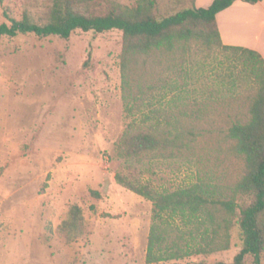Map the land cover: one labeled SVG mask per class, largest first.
Here are the masks:
<instances>
[{
	"label": "rangeland",
	"instance_id": "obj_1",
	"mask_svg": "<svg viewBox=\"0 0 264 264\" xmlns=\"http://www.w3.org/2000/svg\"><path fill=\"white\" fill-rule=\"evenodd\" d=\"M112 1L137 3L91 5L100 12ZM154 1L159 18L193 5ZM53 3L0 0V24L25 13L44 24ZM244 25L240 36L250 30ZM122 51L120 29L0 39V264H214L232 262L240 251L236 223L227 249L148 263L153 202L115 174L150 181L159 191L204 181L229 192L244 161L227 132L248 119L258 81L232 51L194 40L186 50L143 56L125 82ZM129 128L179 134L183 144L128 155L122 138ZM73 205L82 208L84 223L70 238L63 222ZM170 221L181 245H205L214 234L209 219ZM222 242L219 236L213 243ZM252 262L247 255L245 264Z\"/></svg>",
	"mask_w": 264,
	"mask_h": 264
},
{
	"label": "trees",
	"instance_id": "obj_2",
	"mask_svg": "<svg viewBox=\"0 0 264 264\" xmlns=\"http://www.w3.org/2000/svg\"><path fill=\"white\" fill-rule=\"evenodd\" d=\"M94 0H54L50 19L41 24L25 13L21 19L12 18L11 24H0V39L21 33L40 36L60 35L69 38L73 31L97 32L120 29L123 32L121 67L125 82L130 80L132 68L140 58L157 51L186 50L194 40L206 46L218 45L232 51L244 70L259 85L249 108L247 120H237L229 127L227 136L233 141L232 150L244 161V173L229 192L204 181L193 182L172 191H159L150 181L117 171V181L131 191L153 202V223L148 237L146 260L155 263L183 258L194 253H207L227 249L230 231L236 223L241 229L242 247L232 262L217 261L214 264H245L247 255L253 256L252 264H263L264 255V56L257 50L227 45L221 39L217 14L230 7L236 0H214L209 7L183 8L159 18L154 12V0H137L135 5L112 1L105 11L96 12ZM257 3L261 0H245ZM183 144L179 134L149 130L128 129L122 138V146L128 155L167 150ZM180 217L186 222L208 219L213 235L205 245L187 239L185 245L173 237L170 219ZM84 223L82 208L73 205L69 219L63 222V230L70 238L80 234ZM180 228V227H179ZM208 234L210 231L205 229ZM194 237L193 231H189ZM220 236L222 243L216 242ZM180 237L186 239L183 233Z\"/></svg>",
	"mask_w": 264,
	"mask_h": 264
},
{
	"label": "crops",
	"instance_id": "obj_3",
	"mask_svg": "<svg viewBox=\"0 0 264 264\" xmlns=\"http://www.w3.org/2000/svg\"><path fill=\"white\" fill-rule=\"evenodd\" d=\"M213 1L193 0V4L196 7H209ZM217 22L224 44L249 47L264 56V0L257 3L236 0L230 7L217 14ZM242 23L250 28L244 33L245 36H240L238 31V24Z\"/></svg>",
	"mask_w": 264,
	"mask_h": 264
}]
</instances>
